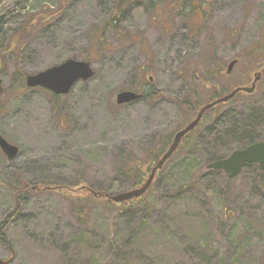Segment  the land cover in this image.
<instances>
[{"label":"rangeland","instance_id":"obj_1","mask_svg":"<svg viewBox=\"0 0 264 264\" xmlns=\"http://www.w3.org/2000/svg\"><path fill=\"white\" fill-rule=\"evenodd\" d=\"M114 2L0 0V48L25 14L53 12L35 24L17 66L11 51L0 65V134L18 147L12 159L0 150V222L14 209L19 179L44 186L18 194L25 199L6 229L13 249L0 242V259L10 258V264H264V170L245 167L230 176L206 168L211 151L227 156L249 135L264 140V74L254 92L241 91L220 103L212 110V117L218 114L214 119L187 135L182 144H190L164 163L141 199L110 208L95 200L85 206L84 224L77 220L72 206L85 195L80 186L112 195L133 189L121 163L143 158L160 136L173 135L195 118L185 119L176 100L191 94L208 61L211 68L222 67L215 82L224 87L235 80L248 88L255 75L249 64L256 60L264 67V50L256 51L260 56L243 57L226 73L231 60L264 44V0H211L204 28L196 31L187 11L173 7L165 20L166 7L154 15L133 3L120 15L119 31L102 33ZM69 58L89 61L94 75L56 99L38 87L22 92L9 87L16 67L35 74ZM150 83L164 96L116 103L119 91L143 94ZM211 89L208 83L201 86L205 101ZM204 137L208 141L201 145ZM191 181L194 198L168 197L167 190L176 192ZM57 185L71 191L49 188ZM199 224H205V235L195 231ZM194 235L202 239L203 251Z\"/></svg>","mask_w":264,"mask_h":264},{"label":"trees","instance_id":"obj_2","mask_svg":"<svg viewBox=\"0 0 264 264\" xmlns=\"http://www.w3.org/2000/svg\"><path fill=\"white\" fill-rule=\"evenodd\" d=\"M210 2H211V0H115L112 15L104 23V25L100 28V30L102 31V33L106 30L119 31L117 21L121 15V13L124 11V9L130 4L141 3L144 6L146 11H149L151 14L153 13L154 15L157 14V11L159 9L166 7V10L164 11V16H162L164 19L166 17H168L169 13H170V17H171L173 7L179 8L178 10L180 11V13H184L185 11H187V14H189V17H190V19H189L191 22L190 25L192 26V28H193V26H195L193 30L196 31V28H198V29L204 28L207 10L209 7L208 5ZM52 13L53 12L46 11L44 13L37 14V15L25 14V17H23L24 19H23L22 23L20 24V26L18 28L14 29L13 32L10 34V36L7 40L6 47L0 48V65L1 66L4 65V62H5V58H4L5 52H9V51L14 53L15 64L17 66L18 60L21 56V53H22L24 46L27 44V42L31 39V37L33 35L35 24H37L38 22H43ZM192 15L194 16L193 19H192ZM198 15H199V19L197 20L196 17H198ZM260 41L264 42V29L260 35ZM263 45L264 44H262L259 48L257 47L251 53L243 55L241 58L240 57L236 58L237 63L243 57L244 58H255L257 56H260L259 53L257 54V56H255L256 55L255 52L256 51L257 52L258 51L263 52V50H264V48L262 49ZM255 62L256 63L249 64L248 71H255L256 72V70L259 71L262 68L261 63H258L256 60H255ZM208 69H211L212 71H208ZM261 71H262L261 75L264 74V67L259 72H261ZM221 72H222V67H217L216 69L211 68L209 65V61H208L206 63V68H204L202 70V72L200 73V75L203 76L202 77L203 79L202 78L198 79L200 81L195 80V84L193 86V90H192L191 94L189 96H186L185 98H183L181 100H176V105L179 108V110L182 112L183 117L185 119L189 120L190 116H192V115H194L196 117L198 112L201 109H204V110H203V113L199 119L198 124L192 130L188 131L187 133H185L184 135H182L180 137V139L178 140L177 145H176L175 149L173 150V152L164 160L162 165L160 167H158V169L155 172L156 176H157V174H159L164 163L167 160H169V158H171L172 155L176 151H178V149H182V148L184 149L185 147H187L190 144L191 140H189L190 142H187L186 145L182 144L184 139H188L187 135L189 133L193 132L194 130H196L200 126H202V125L208 123L210 120L214 119L215 115H218V114H215L212 117V114H213L212 110L215 109V107H217L220 103L213 104L210 107H205V106L211 104L216 99L221 98L226 93L231 91L233 88H238V87L242 86L238 82H236L235 80H233L230 83V85H228L229 87H227V86L224 87L221 83L215 82L216 76L217 77L222 76ZM25 76L26 75L21 73L20 69L18 67H16L15 71L12 73L9 87L12 90H15L16 92H22V90L24 88L27 89L28 87L25 85ZM194 76L196 78L200 77L197 73H194ZM207 83L209 85H211V87H212L211 91L212 92L209 96H207L209 93L206 94L207 99L205 101L203 98L204 96L202 95V93L200 91H201V86H203ZM239 92H241V91H237L235 93L234 97ZM245 93L250 94L248 92H245ZM50 95L54 99H56L58 97L57 95H54L52 93ZM162 96H164V94L160 90H158L152 83H150V88H149L148 92L143 93L142 98L145 99L146 101H154V100H156ZM234 97L230 98L227 102H230ZM190 121H188V122H190ZM185 126L186 125H184V127ZM175 129L176 130H175V132H173V135L172 134H166V135L160 136L158 138L156 147L146 148L143 158L137 159L136 157H132L130 161H124L123 163H121L120 170L122 171L123 175L132 179V185H131L132 187H134L136 189V188H140L144 184L145 181L143 182V179L146 175L148 177V173H147L148 170L150 169V171H151L158 164V162L161 160V157L169 150V148L173 144V141L175 139L176 134L180 130H182L183 128H181L180 126L179 127L177 126ZM253 137L254 136L249 135L246 144L243 146H247V145L255 142L256 140L260 139L259 137H257L256 139H253ZM207 141H208V137H204V139L202 141H200V143H202L201 145H203ZM224 157H225V155H223V154H218L215 151H211L207 160H206V165L210 162L222 159ZM195 167H198V166L196 165ZM245 167H251V168L256 167V168H258V166L256 164L242 163L236 169H234L229 175L230 176L236 175V174L240 173L242 168H245ZM259 173H262V171H259ZM18 181H19V186L15 187V191L17 194L16 195L17 201H16V204L14 206V209L11 212L7 213L6 216L3 218V220L0 222V242L3 246H5L8 249H13V246H12V243L10 242V240L7 238L6 229L8 228V226L11 224V222L15 219V217L20 212V208H21L20 200L25 199V198H22L21 196H19L18 194L22 191H29L31 189H34L37 191L41 190V188L44 189V186H42L40 184H36V183L33 184L29 181H23L21 179H19ZM193 182L194 181L187 183L186 186H183L184 184L179 186L177 188L176 192L173 189L167 190L168 197H175V196H177L176 194L181 195L182 193H183V195H184V193H186V194L192 195V197L193 196L195 197V193L191 192L193 189V185H192ZM68 185H72V184H68ZM80 187H81L80 190L85 192L82 194H85V195L84 196H77L78 198L75 196L76 197V199L74 200L75 205H73L72 207H73V210L75 211L77 220L83 224H84L83 213L85 210V206L88 203L92 204L93 201H95V200H98V201L102 200V201H104V203H101V206H104L106 208H110V206H112L116 203H121V202H115L112 199H110L109 196H113V195L107 191H102L99 189H93L92 187H90L87 184L86 185L83 184ZM49 188L60 189L59 191L62 193H63V191H66V190H63V188H67L71 191V188L68 186H65V185L64 186L63 185L62 186L61 185L51 186ZM144 193H142L141 195H139L136 198H131V200L132 199H137V200L141 199V197ZM122 202H125V201H122ZM143 222H144L143 219H141L139 228L134 232V236H138V232L141 230V226L143 225ZM194 222L198 223L196 221H194ZM204 225L205 224H202V226H201L199 224L198 226H196L195 231H197V232L201 231V233H203V235H205L207 233V232H205L207 229L204 227ZM195 237H197V238H195ZM194 238L197 241L198 249L203 251L204 249H202L203 245L201 242L202 239L198 236H195V235H194ZM232 264H237V263L233 262Z\"/></svg>","mask_w":264,"mask_h":264},{"label":"water","instance_id":"obj_3","mask_svg":"<svg viewBox=\"0 0 264 264\" xmlns=\"http://www.w3.org/2000/svg\"><path fill=\"white\" fill-rule=\"evenodd\" d=\"M4 14L0 15V20L3 18ZM236 60H231L226 68V72L230 73L233 66L235 65ZM94 75V70L91 66V63L87 60H78L69 58L60 62L56 65H52L42 71H39L35 74H28L25 77V83L27 87H41L44 88L53 94L61 95L66 94L70 91L72 86L78 81H85L91 78ZM259 76V74L257 75ZM258 78V77H257ZM255 78V81L257 80ZM255 83V82H254ZM254 83L252 87H254ZM1 84V79H0ZM245 91L251 92L253 88H242ZM238 89L232 91L231 93L215 100L211 104L205 106L210 107L213 104L218 102L227 101L231 98L234 93ZM2 88L0 86V92ZM141 97L140 93L131 90H122L116 94V103L117 104H125L136 101ZM204 109H201L197 116L187 124L185 128L180 130L173 141V144L169 148V150L161 157V160L158 164L151 170L148 175L145 183L140 187L132 190H128L123 193H119L117 195L109 196L115 202H122L133 197H138L146 189L152 182L155 171L162 165L164 160L173 152L175 149L178 140L182 135L190 131L194 128V126L198 123ZM0 149L2 153L8 159L14 158L18 153V147L9 143L1 134H0ZM241 163H256L261 169L264 170V141H256L246 147L236 149L232 151L227 157L210 162L206 167L207 169L213 170H222L226 173H229L233 169H235ZM9 260L0 259V264H6Z\"/></svg>","mask_w":264,"mask_h":264},{"label":"flooded vegetation","instance_id":"obj_4","mask_svg":"<svg viewBox=\"0 0 264 264\" xmlns=\"http://www.w3.org/2000/svg\"><path fill=\"white\" fill-rule=\"evenodd\" d=\"M2 21V20H1ZM0 21V22H1ZM261 76H258V78H260ZM252 83H254V82H252ZM257 85V81L255 82V84H254V87ZM230 174V173H229ZM7 264H10V261L9 262H7Z\"/></svg>","mask_w":264,"mask_h":264}]
</instances>
